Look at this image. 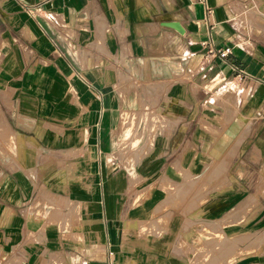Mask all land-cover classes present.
Segmentation results:
<instances>
[{"label": "crops", "instance_id": "obj_1", "mask_svg": "<svg viewBox=\"0 0 264 264\" xmlns=\"http://www.w3.org/2000/svg\"><path fill=\"white\" fill-rule=\"evenodd\" d=\"M262 8L264 0H0V146L9 156L0 164V242L19 255L4 263L39 264L37 247L48 251L42 264L220 262L211 256L216 236L189 238L204 223L184 215L200 212L203 222L224 215L214 233L246 211L236 208L242 201L227 208L229 201L264 199ZM223 47L230 53L220 58L213 51ZM67 55L75 79L65 76ZM55 87L78 107L82 140L90 142L53 151L92 154L66 167L63 192H43L30 209L41 192L31 164L33 121L42 118L36 95L45 90L53 105ZM140 88L145 99L160 95L165 110L141 104ZM135 101L141 110L131 108ZM112 129L107 162L133 170V188L100 165ZM199 184L212 186L198 197ZM185 198L193 201L184 211ZM222 246L223 264L264 263L260 255L234 262Z\"/></svg>", "mask_w": 264, "mask_h": 264}, {"label": "rangeland", "instance_id": "obj_2", "mask_svg": "<svg viewBox=\"0 0 264 264\" xmlns=\"http://www.w3.org/2000/svg\"><path fill=\"white\" fill-rule=\"evenodd\" d=\"M262 10H264V8H262ZM264 15V14H263ZM73 56L71 55H67V58L69 60V63L71 66L73 64V59L71 58ZM72 69L68 68V75L67 76L68 79H75L77 78L80 74L76 68L77 71H75V67L71 66ZM78 72V73H77ZM59 73V72H58ZM56 72V74H58ZM63 73V72H61ZM60 74V73H59ZM78 75V76H77ZM61 77V76H60ZM62 78V77H61ZM21 90H25V89H21ZM60 90V91H59ZM63 90V89H62ZM61 89H59L58 87H55L54 89V94H55V104H51V103H47L46 101L48 99H46V93L41 92L38 95H36V97L38 96V103L36 105V111H37V117L42 116V118H38L36 120L33 121V128L35 131V133H37L38 135L35 136V141L33 142V145L36 146V150L32 153L36 160L34 161V164L31 163L33 165V177L36 179V181L34 182L37 186L36 189H39V191H41L38 196L35 198V200L33 202L30 203V201L27 203V206L30 207L35 205L36 203H40L41 199L40 196L43 195V192H50V193H54L55 195L58 194L57 192H63V179L66 176V171H68V169H66V167L68 166H74L76 164V162L78 161H82V160H88L90 155L92 153H86L81 151L80 148L74 149L72 147L71 150H66V151H53V150H59V149H64V148H68L71 147L73 145H81V143L85 144V142H90V140L87 138V140H82L81 137V130H79V122L76 121L75 117H77V112H79L78 107L73 106L72 104H70L69 101V96L66 94H64L62 92ZM138 93L140 94V98L137 97V99L141 100V104L146 103L148 105L149 111H152L155 106H159L161 108V110H165V108L162 106V104L160 103V95H156V96H150L149 94H147L146 99L145 96L146 94H144V89H137ZM146 93V92H145ZM144 94V95H143ZM50 101V100H49ZM152 103V104H151ZM133 110L135 111H139L141 110V107L138 105V103L135 101V104L133 107H131ZM166 108L170 109L171 106H169V104H167ZM168 109H166L168 111ZM53 111L54 112V118H50L51 116L49 115V119L45 120L43 119V117H45L47 114L46 112L48 111ZM116 112V110H115ZM19 114L20 113L19 111ZM69 117L68 119H63L64 117L66 118ZM71 118V119H70ZM22 124H25V120L21 121L19 120ZM0 122H2L0 120ZM8 122L11 124V126L14 125V122L12 121V119H8ZM29 122V121H28ZM35 129H38L37 131ZM39 129H43L42 132H40ZM50 129L49 134L47 133V130ZM41 133V134H40ZM43 133V135H42ZM116 135H114L113 133V129L110 131L109 135H108V150L106 152H103L100 154V165L104 166L107 165V168L105 169V171H107V173L110 172H114V176L116 175H121L123 178V182L125 183V185H128V187H126V189L129 188H133L135 185L133 183H130L128 181V178L130 177L131 174H134V171L131 170L129 172V170L123 166V163H121L120 161H114L113 163L109 164L108 161V156L110 154V152L112 150H114L115 148V140H116ZM23 138V137H22ZM24 139V138H23ZM25 140V139H24ZM0 143H5L4 141V136H2L0 134ZM48 150V151H47ZM50 158L51 159V164L47 165L46 163H38L39 158H42V160L46 159V158ZM53 158V159H52ZM9 160V156L6 155L2 149V146H0V164L3 165L5 164V161ZM61 161V164H59L58 162ZM50 162H48L49 164ZM59 166V167H58ZM2 167H0V177L2 176L3 173H5V171H3V169H1ZM3 172V173H2ZM28 173V172H27ZM55 174V176H53ZM51 177V178H50ZM14 178V176H13ZM49 179V180H48ZM136 180H138V177H136ZM185 185V184H183ZM180 186V185H179ZM209 186V187H208ZM210 186L212 185H206L205 189H201L200 188V184L198 186H196L194 188V192L198 193V197H200L199 195L202 194H207V192L210 189ZM226 185H218L215 184L214 188H216L215 190H222ZM34 187V184H28V189H32ZM46 187V188H45ZM164 188V186H162ZM186 187V185H185ZM262 187L264 188V185H259L258 186V191H260L259 189ZM188 190V187H187ZM44 195H47V193H44ZM44 195L42 197H44ZM197 197V198H198ZM239 200V201H237ZM193 201V199H187L186 198L181 201V204H179V206H181L182 210L185 211V206L190 202ZM237 201V202H236ZM240 201H242L241 203H239ZM53 201H51L52 203ZM236 202V203H235ZM180 203V202H179ZM228 203V202H227ZM237 203H239L237 205ZM248 203V204H246ZM74 205V203H73ZM237 205V206H236ZM236 208H245L244 213L242 215V217H237L240 218L239 222L237 223H233L230 225H226L223 228L219 227V232H214L212 233L210 230L213 228H216L218 225H216V223H219L218 221L224 216L215 219L212 221H202V213L200 212H194L191 214H186L184 215V217L188 216V217H193V218H199V224L200 223H204V225L202 224V226L199 227V230L197 232H192L188 235L189 238H193V239H197V235L198 234V240L201 241L205 238H207L208 242L213 241V236H216L217 240L215 241V247L212 251V259L220 260V262H211V264H223V258H220L219 253L221 252H225V249L222 245H226L227 248H229L228 251V255L229 258L234 259V262L239 259L242 258L244 256H254V255H260L261 257H264V215H262L261 221L256 222V220L260 217V211H263L264 213V199L263 200H258L255 199L254 196H246L245 198H236V199H232L231 201H229L227 208L231 209L233 207ZM37 207V206H36ZM70 206H68V208H70ZM35 209V206L34 208ZM39 209V208H38ZM71 209V208H70ZM228 209V212H229ZM33 211V210H32ZM227 212V211H226ZM236 212V211H235ZM183 217V218H184ZM201 217V218H200ZM209 223H213L211 226H207L206 224ZM262 226V228H261ZM261 228V229H260ZM251 237H253L254 242L251 245L245 244V242H248V240H252ZM30 243L31 240L28 238L27 239ZM222 243V247L219 246V244ZM239 244H241L239 246ZM201 248V247H200ZM212 248V247H211ZM39 249V250H37ZM29 250V249H27ZM33 249L29 250L32 251ZM37 250V252H39L38 254H40L39 256H42L39 260V264H42L43 259H44V255H43V251L44 254L47 253V249H45L44 247H37L34 249V251ZM59 250V249H58ZM61 250V249H60ZM204 252V249H200V253L198 256L200 257H204L201 256L202 253ZM219 252V253H218ZM60 254H64L61 250ZM12 255H17L16 252H10L8 247L2 246L1 242H0V264H5L4 263V258L6 259V257L12 256ZM46 255V254H45ZM236 255V257H234ZM228 257V256H227ZM3 258V259H1ZM245 258V257H244ZM252 258V257H251ZM251 258H248L246 260H248L247 262L243 263V261H245L244 259L242 260V262H240L239 264H252L254 261L251 260ZM222 259V260H221ZM238 263V262H237ZM200 264V263H198ZM254 264V263H253ZM264 264V263H263Z\"/></svg>", "mask_w": 264, "mask_h": 264}, {"label": "built area", "instance_id": "obj_3", "mask_svg": "<svg viewBox=\"0 0 264 264\" xmlns=\"http://www.w3.org/2000/svg\"><path fill=\"white\" fill-rule=\"evenodd\" d=\"M213 52H215V55H217L218 57L222 58V57L227 56L230 53V48L229 47H223V48H220V49H216ZM107 254H108V256H111L112 252L108 251ZM109 264H111V263H109Z\"/></svg>", "mask_w": 264, "mask_h": 264}, {"label": "bare ground", "instance_id": "obj_4", "mask_svg": "<svg viewBox=\"0 0 264 264\" xmlns=\"http://www.w3.org/2000/svg\"><path fill=\"white\" fill-rule=\"evenodd\" d=\"M257 19V18H256Z\"/></svg>", "mask_w": 264, "mask_h": 264}]
</instances>
